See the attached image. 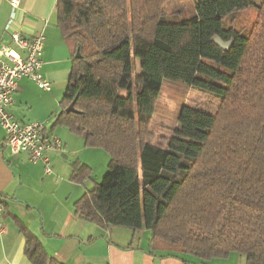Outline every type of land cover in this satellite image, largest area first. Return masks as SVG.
I'll return each instance as SVG.
<instances>
[{
    "label": "trees",
    "instance_id": "trees-1",
    "mask_svg": "<svg viewBox=\"0 0 264 264\" xmlns=\"http://www.w3.org/2000/svg\"><path fill=\"white\" fill-rule=\"evenodd\" d=\"M169 1H57L72 72L56 125L110 157L75 212L106 228L152 231L163 257L206 263L236 253L264 264V3L244 34L235 20L252 0H193L195 15L182 21L169 20ZM166 80L221 105L216 115L183 107L164 147L149 128ZM72 167L75 184L92 174ZM21 231L31 264H60Z\"/></svg>",
    "mask_w": 264,
    "mask_h": 264
},
{
    "label": "crops",
    "instance_id": "crops-1",
    "mask_svg": "<svg viewBox=\"0 0 264 264\" xmlns=\"http://www.w3.org/2000/svg\"><path fill=\"white\" fill-rule=\"evenodd\" d=\"M19 1L24 34L43 32L46 37L42 74L52 90L43 91L31 79L23 78L9 112L22 123L44 124L47 135L62 140L65 152L49 154L54 174L47 176L43 164L10 154L0 128V207L4 208L0 222L6 228L0 236V264H31L21 227L60 264H245V259L234 253L206 263L190 256L182 260L163 257L152 248V231L106 228L76 214L75 204L90 191L87 185L94 174L87 159L102 151L87 148L83 137L56 125L72 72L71 52L57 25L58 0ZM11 13L10 0H0V44L8 40L6 26ZM77 161L92 170L82 185L71 181L72 165Z\"/></svg>",
    "mask_w": 264,
    "mask_h": 264
},
{
    "label": "built area",
    "instance_id": "built-area-1",
    "mask_svg": "<svg viewBox=\"0 0 264 264\" xmlns=\"http://www.w3.org/2000/svg\"><path fill=\"white\" fill-rule=\"evenodd\" d=\"M11 17L6 26L8 40L0 44V128L6 134V147L13 156L25 155L33 164H43L45 175L52 176L54 169L50 153H64L62 140L47 135L41 123H22L9 112L19 82L29 78L43 91L51 92L52 85L42 74L43 52L46 37L43 32L25 35L22 29L23 12L19 0H10ZM4 208L0 207V218ZM6 228L0 222V236Z\"/></svg>",
    "mask_w": 264,
    "mask_h": 264
},
{
    "label": "rangeland",
    "instance_id": "rangeland-1",
    "mask_svg": "<svg viewBox=\"0 0 264 264\" xmlns=\"http://www.w3.org/2000/svg\"><path fill=\"white\" fill-rule=\"evenodd\" d=\"M252 3L253 5L248 10L238 13L236 16V29L244 34H249L256 21L258 14L256 5L264 3V0H252ZM165 12L170 21L173 19L182 21L192 18L196 10L193 0H170L166 4ZM136 67L137 72L141 73L140 61L136 62ZM122 94L126 95L125 93ZM220 105V101L210 95L179 83L164 81L155 101V113L149 128L153 144L164 147L168 145L174 130L178 128V117L183 107H191L216 115ZM98 151H102L99 152L100 156L94 155L91 159H87V162L94 168L92 180L87 185L90 191L94 189L95 184L103 182L109 170V155L103 150ZM84 158L88 157L85 156Z\"/></svg>",
    "mask_w": 264,
    "mask_h": 264
},
{
    "label": "water",
    "instance_id": "water-1",
    "mask_svg": "<svg viewBox=\"0 0 264 264\" xmlns=\"http://www.w3.org/2000/svg\"><path fill=\"white\" fill-rule=\"evenodd\" d=\"M215 43L217 46H219L224 52H228L232 48V43H224L220 38H215L214 39ZM77 57H80L79 54ZM73 111V106H71L67 112H72Z\"/></svg>",
    "mask_w": 264,
    "mask_h": 264
}]
</instances>
